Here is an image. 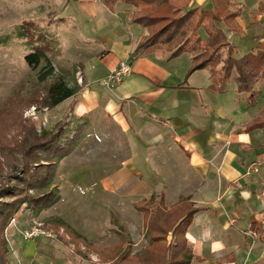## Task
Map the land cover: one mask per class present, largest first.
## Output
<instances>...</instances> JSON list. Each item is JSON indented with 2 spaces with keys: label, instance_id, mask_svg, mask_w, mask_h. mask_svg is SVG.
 <instances>
[{
  "label": "crops",
  "instance_id": "obj_1",
  "mask_svg": "<svg viewBox=\"0 0 264 264\" xmlns=\"http://www.w3.org/2000/svg\"><path fill=\"white\" fill-rule=\"evenodd\" d=\"M39 1L73 10L61 19L65 24H91L81 32L84 47L79 49L90 93L74 103L80 117L75 124L91 125L101 109L102 118L114 125L104 134L124 137V147L134 155H125L123 165H150L148 158L154 165H168L166 183H155L162 190L142 200L164 196L168 209L182 200L202 209L187 233L201 264H264V128H250L264 110V83L257 85L261 95L251 104V95L238 94L234 80L230 91L220 94L210 90L208 69L189 75L191 54L171 59L164 49H153L136 56L148 33L127 20L136 10L132 6L118 2L112 12L105 0ZM230 1L243 10L237 18L243 39L254 43L250 49L264 50V0ZM194 8L220 19L211 0L183 2V10ZM232 44L240 58L239 45ZM121 62L131 64V75L117 86H102Z\"/></svg>",
  "mask_w": 264,
  "mask_h": 264
},
{
  "label": "rangeland",
  "instance_id": "obj_2",
  "mask_svg": "<svg viewBox=\"0 0 264 264\" xmlns=\"http://www.w3.org/2000/svg\"><path fill=\"white\" fill-rule=\"evenodd\" d=\"M48 5L53 8L47 9ZM72 12L45 1L0 0V144L19 129L31 138L43 131L80 126L75 125L80 117L74 113V103L89 94L90 87L79 49L84 47L81 32L87 27L89 31L91 24L80 21L79 29L63 23ZM29 23L37 27L32 44L24 28ZM220 23L218 19L223 28ZM241 31L231 32L230 38L239 45L243 57L255 45L243 39ZM236 33L241 38L232 36ZM42 37L48 45L49 60L37 68L30 67L26 56L43 45ZM49 72L42 81V74ZM60 79L76 95L55 108L41 104L46 101L48 88ZM36 102L40 106H30ZM103 114L101 109L93 114L94 121L79 134L72 153L58 160L56 177L48 189L57 190V203L38 213L24 206L11 222L7 229L9 264H115L120 256L140 255L149 244L147 220L133 205L152 191L162 190L155 183H166L170 169L168 165H154L155 161L150 163L149 158L150 165H135V169L123 165L125 155H134L124 147V137L104 134L114 130V125L104 120ZM0 158L4 161L1 186L19 173L25 161L21 152L0 151ZM33 228L50 236L29 239L26 233ZM79 238L84 242L77 243Z\"/></svg>",
  "mask_w": 264,
  "mask_h": 264
},
{
  "label": "trees",
  "instance_id": "obj_3",
  "mask_svg": "<svg viewBox=\"0 0 264 264\" xmlns=\"http://www.w3.org/2000/svg\"><path fill=\"white\" fill-rule=\"evenodd\" d=\"M35 1V0H26ZM184 1L190 0H105V6L112 12L118 2L129 5L136 10L128 16L133 25L147 30L138 44L135 55L140 56L153 49H164L171 54V59L183 54L192 55V68L189 75L208 69L211 74L210 90L226 94L230 91V82L234 80L238 94H250L254 104L261 93L255 89L264 83V50L253 49L243 57L237 58V48L230 41L227 32L238 31L237 18L241 16V8L230 0H211L223 28L209 10L199 8L183 10ZM25 35L29 42H34L33 23L25 25ZM204 32V36L201 32ZM35 48L26 56L30 67L37 68L43 60L48 62V45ZM51 72L42 74L41 80ZM44 106L55 108L76 95L64 80L60 79L46 91ZM40 106L38 102L30 106ZM78 125V124H75ZM82 123L72 129L68 127L43 131L42 134L29 137L23 130L6 137L0 144V151L9 154L21 152L24 165L8 184L0 186V264H9V241L7 229L24 207L37 213L57 203L59 197L56 189L48 190L56 177L59 161L68 157L84 129ZM252 129L264 128V110L250 125ZM75 136H71L72 134ZM22 135V137H21ZM77 139V140H76ZM0 158V170H3ZM157 201V202H156ZM134 209L144 215L147 220L149 241L140 255H123L115 264H201L203 259L193 254L187 239L189 228L194 217L202 211L195 208L189 200H182L171 208H167L164 196L159 199L142 200L133 205ZM77 243L83 239L75 240ZM123 261V263H122Z\"/></svg>",
  "mask_w": 264,
  "mask_h": 264
},
{
  "label": "built area",
  "instance_id": "obj_4",
  "mask_svg": "<svg viewBox=\"0 0 264 264\" xmlns=\"http://www.w3.org/2000/svg\"><path fill=\"white\" fill-rule=\"evenodd\" d=\"M132 73L131 64L129 62H121L118 67L112 72L108 79L103 83L105 87H114L122 83L127 77ZM264 229V225L263 228ZM257 231H249L248 234L252 236H257ZM26 236L29 239L39 238L43 236H50L45 232V230L33 228L30 232L26 233Z\"/></svg>",
  "mask_w": 264,
  "mask_h": 264
}]
</instances>
